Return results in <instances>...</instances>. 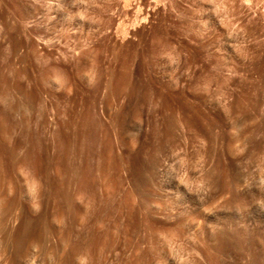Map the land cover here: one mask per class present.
<instances>
[{
    "label": "rangeland",
    "instance_id": "1",
    "mask_svg": "<svg viewBox=\"0 0 264 264\" xmlns=\"http://www.w3.org/2000/svg\"><path fill=\"white\" fill-rule=\"evenodd\" d=\"M0 96L36 109L10 117L12 140L29 123L55 147L74 98L117 150H152L121 170L112 213L97 185L101 229L70 210L49 227L45 179L20 168L0 264H264V0H0Z\"/></svg>",
    "mask_w": 264,
    "mask_h": 264
},
{
    "label": "bare ground",
    "instance_id": "2",
    "mask_svg": "<svg viewBox=\"0 0 264 264\" xmlns=\"http://www.w3.org/2000/svg\"><path fill=\"white\" fill-rule=\"evenodd\" d=\"M21 83H18L16 87L18 86V89H21V91H24L26 89L27 92H24V93H26L27 95L28 91L30 90L24 87L25 85L23 86V84ZM30 94L32 95L34 93L32 92ZM29 97L31 96L29 95ZM72 101H73V104L72 106H70V109H69V111L71 112V118L67 122L63 123L65 124L66 131L67 130L68 131L66 132L63 129L61 131L57 130V132H60V133L56 137L58 139V142L56 141L57 145H55V147L51 145V143L49 142L47 138L46 139L44 138L42 133L36 132L35 130H33L30 127L29 123H26V122L25 123L28 124L29 126L28 125L27 127L25 126L26 127L25 137L23 136V137L12 140V138L8 135L10 126H8L9 124L7 121H9L10 117H12L13 114H17V113L21 114L23 117H27L28 115L32 114V109H35V108L31 103L30 104L32 105V108H29L31 105L24 106L23 103L21 105V103H19L20 101L18 102L11 101L8 103L1 102L2 106H1V111H0V206L3 205V208L0 207L1 209L0 210V242L5 248L8 247L9 243L10 244L12 243L13 241L12 238H14L15 236V234H13L14 236L12 235V231L9 228L10 224L8 221L10 220L9 217H11L10 216L12 212L11 210H14V209H11L13 206L12 203L13 201L15 203L14 198L16 199V196H17V194H15L16 196L13 198L11 196L13 194H10V191L6 190V187L8 186H5V185H8L7 182L11 183L12 181H14V179H16V177L13 179V175L15 176L16 171H18L20 168H25L27 172H31L34 175V177H37L39 174H41L43 175L42 176L43 180L45 179L44 181L45 186H43L42 184H41L42 186L39 185V191H40L39 193L42 196L52 199L53 206L51 208L54 207L53 212L55 211V214L52 213L54 215H52L53 218L51 221H49V218L47 217L49 222L48 221L46 222L49 223L48 224L49 227H53L55 225L54 223L57 220H60V217L62 215L64 216L67 210H70V212L72 211L71 213H73L72 218L70 217L71 214L70 216L67 215L69 214V211L68 213H66L67 217L69 216L70 218V222H71V219H73L74 222L79 220L80 224L82 223L86 226L101 229L103 227V222L105 218H108L106 217V215L104 216L102 214V207L100 210H97V207H95L96 209H93L94 207L89 208V206H87L88 204L93 206L95 200L100 198L98 197L99 194L97 191V185H99L104 180L103 182V184L105 183L104 190H105V193L107 194V197L105 196L106 199L103 200L101 203H104L103 210L105 208L110 213L111 208H113V206L111 207V205L113 204L111 200L113 199H110L109 196L115 195L117 193L116 191H118L117 188H119L122 185V181L120 177L121 170L125 168L124 166L127 165L129 166L131 173L134 174L136 172V168L138 164H140L142 159L145 158L144 157L145 154H148L146 150H149V146L151 144L149 146L146 145L145 147L140 148L138 150H134L132 148L133 146L132 147L126 146V143L124 140H122L121 142H122V145H125V148L121 149L122 147H120V149L118 148V150H121V151H118L117 144L112 140L111 133H110L111 130L110 131L106 129L102 131L99 130L97 128L98 126H100L99 122L98 124L96 123L97 119H94L95 118L94 116H93L94 118L91 117L93 120L92 122L87 121L86 118L88 117V114H86L87 115L86 117L80 113L81 115L84 116V118L81 117L82 119L79 120L80 122L74 119V98ZM166 104H170V103H166ZM169 106L171 108L172 105H169ZM169 114L170 113H168V115ZM170 120L171 118H168V120L166 119L167 122ZM12 121L14 122L15 120H12ZM75 121L79 122L78 126L77 127L75 126L76 128H74ZM165 124L167 126L169 123L168 124L165 123ZM61 128H64V126H61ZM168 128L170 129L169 126ZM62 131L66 133L61 134ZM22 148L24 150L23 152L21 151ZM149 155L150 154H148L147 156L150 157ZM151 156L152 157L150 159L152 160V163H153V161L155 162L156 160L154 159L155 157L153 156V154ZM152 165H154V163ZM40 177L41 176H39V178ZM106 180H107V183L105 182ZM74 182H76L75 191H74V184H75ZM16 184L14 183V185ZM136 191L135 190L126 191L124 196L120 200V204H121L120 207L123 206L124 208H126V206H128V208L131 210V212H129L130 210L126 208L128 210L127 216L132 218V220L131 218H128L130 219L129 221H131L130 222L131 224H133L132 221L135 220L133 219L134 217L131 215L134 214L135 216L136 214L133 211V210H136V207H134L133 205V202H134L133 199H135L134 196L137 193ZM42 196H40L41 199H42ZM100 199H103V198H100ZM141 199H142V196H141ZM99 200H98L97 206H100ZM19 202L20 204H22L20 200ZM49 202L51 203V200ZM139 202H141L143 205V202L141 200ZM134 204H136V200ZM138 205L136 204L135 206H138ZM17 206H18V203H17ZM25 206L23 205V207ZM140 206L141 205H139V207ZM25 211H28L27 207ZM129 213H131L130 216H129ZM137 213H140V212L137 211ZM107 216H109V214H107ZM136 217L137 216H135V218ZM143 217L144 216L141 217L142 220H144ZM10 221H12V219ZM135 221L137 222V220ZM136 222L135 224H137ZM140 223L143 224L141 220H140ZM141 224L139 225L141 226ZM128 226L130 225H127V227ZM106 234H108L107 231H106ZM99 235L100 233L98 231L97 232L95 231L92 233V236L90 237L93 238L92 240L95 241V238H97ZM100 236H102V234ZM24 249L27 250V248H24ZM18 251H20V248ZM21 251L20 252L23 253V250ZM72 251L74 252V245L72 246ZM18 254H19V257L17 258V260L15 256L16 264H31L30 259H27V260L23 259L24 261H22L20 258V253L19 252L15 253V255H18Z\"/></svg>",
    "mask_w": 264,
    "mask_h": 264
}]
</instances>
